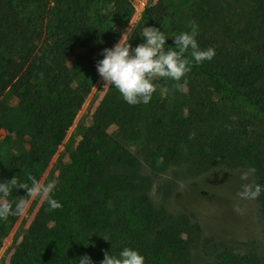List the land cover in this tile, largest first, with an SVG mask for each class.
Listing matches in <instances>:
<instances>
[{"label":"trees","instance_id":"1","mask_svg":"<svg viewBox=\"0 0 264 264\" xmlns=\"http://www.w3.org/2000/svg\"><path fill=\"white\" fill-rule=\"evenodd\" d=\"M97 1L0 0V100L16 105L0 113V126L18 114L25 123L15 134L43 148L0 144V182L15 176L30 184L41 176L57 143L39 119L76 113L90 94L101 53L115 45ZM190 22L199 27V47L214 48L215 57L193 66L182 92L162 79L161 93L157 79L146 105L130 106L108 87L56 178L61 208L44 198L3 264H78L84 255L100 264L106 252L124 247L138 250L145 264H206L196 255L214 246L168 201L209 167L237 160L255 168L254 184L264 185V0H158L148 17L169 38L166 47ZM79 40L93 43L87 74L63 70L67 47ZM112 127L132 140V150L110 136ZM20 191L11 196L27 193ZM258 198L264 210V193ZM5 237L0 232V243Z\"/></svg>","mask_w":264,"mask_h":264},{"label":"rangeland","instance_id":"2","mask_svg":"<svg viewBox=\"0 0 264 264\" xmlns=\"http://www.w3.org/2000/svg\"><path fill=\"white\" fill-rule=\"evenodd\" d=\"M157 2L158 0H100L97 1V6L104 27L115 35V44L125 35L133 46L143 42V27H150L149 12ZM92 47L93 43L89 41L73 42L67 47L63 70L79 68L84 73H89V60L93 57L90 52ZM165 84L164 80L158 84L161 93H164V89L167 90ZM90 87V94L78 112L72 114L63 110L52 119H39V126L44 135L57 143L44 172L35 177L42 185L49 182L56 184V178L75 148L80 132L90 125L92 116L109 86L103 85L102 78L98 75ZM177 101H181V98L178 97ZM14 107L15 101L9 97L0 100V113ZM0 121L3 120L0 118ZM4 121L12 128L0 126V144L11 150H14L16 145L18 148L34 147L35 152L43 150L39 141L31 139V136H25L21 140L15 134L14 129L25 123V119L22 120L16 114ZM22 132L25 135L31 133L30 129ZM108 132L124 146L131 148L132 140L128 141L116 135L113 127ZM249 168V164L242 160L209 167L203 175L183 185L168 201L169 210L186 214L191 225L199 229L202 239L214 246L212 252L209 249L207 253L198 252V261L202 260L206 264H245L249 261L264 264V210L260 207L259 198L242 200L237 195L243 183L254 184L253 175H250L248 181L240 179ZM20 190L27 192L25 189ZM152 196V200L156 202L155 193H152ZM20 198L27 202L25 214L0 221V232L6 235L0 243V264L7 263L10 245L20 242L44 200L41 197H29L27 193ZM8 199L16 202L19 198L11 196L10 193ZM236 206L244 210L243 214H237L233 210Z\"/></svg>","mask_w":264,"mask_h":264},{"label":"clouds","instance_id":"3","mask_svg":"<svg viewBox=\"0 0 264 264\" xmlns=\"http://www.w3.org/2000/svg\"><path fill=\"white\" fill-rule=\"evenodd\" d=\"M188 28L189 31L171 38L174 47H166L169 38L154 26L143 27V42L135 48L123 35L112 48L103 50V59L96 64L103 85L114 88L130 106L150 103L156 91L157 79L173 81L175 89L182 92L188 83L187 74L192 71L193 66L211 61L216 55L214 48L199 47L196 39L199 27L195 22H190ZM255 171V168H249L240 179L248 181ZM16 189H25L27 196L32 198H46L48 206L53 210L61 208V204L54 198V182L42 185L32 178L28 184L14 176L9 181L0 182V221L25 214L27 202L23 198L16 202L8 199L10 193ZM262 193L264 185L243 183L237 195L242 200H256ZM233 210L237 214L244 212L239 206ZM78 264H93V261L88 255H84L79 258ZM100 264H145V258L138 250L124 247L118 255L106 252Z\"/></svg>","mask_w":264,"mask_h":264}]
</instances>
